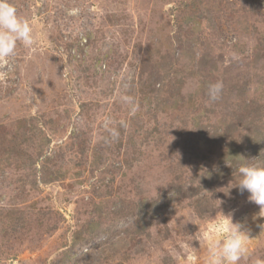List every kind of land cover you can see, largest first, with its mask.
I'll return each instance as SVG.
<instances>
[{
	"label": "rangeland",
	"instance_id": "1",
	"mask_svg": "<svg viewBox=\"0 0 264 264\" xmlns=\"http://www.w3.org/2000/svg\"><path fill=\"white\" fill-rule=\"evenodd\" d=\"M12 3L34 42L0 61V264H202L220 211L264 264L228 193L264 163V0Z\"/></svg>",
	"mask_w": 264,
	"mask_h": 264
},
{
	"label": "clouds",
	"instance_id": "2",
	"mask_svg": "<svg viewBox=\"0 0 264 264\" xmlns=\"http://www.w3.org/2000/svg\"><path fill=\"white\" fill-rule=\"evenodd\" d=\"M33 42L28 20L18 15L12 0H0V61L7 64L8 58L15 55L18 43L30 47ZM222 89V82L210 83L207 89L209 99L217 100ZM236 171L239 179L229 188L228 193L232 188H236L240 194L247 192L248 201L259 207L253 219L264 217V163L259 162L258 158H245V162ZM207 176L210 178L211 174ZM249 238V231L242 221L234 220L231 212L225 214L220 211L202 232L201 239L206 249L202 264H238L248 252ZM188 261L189 264H201L195 253L188 256Z\"/></svg>",
	"mask_w": 264,
	"mask_h": 264
}]
</instances>
